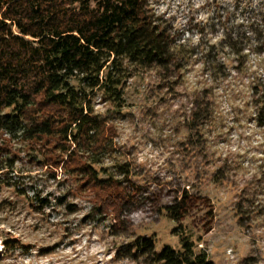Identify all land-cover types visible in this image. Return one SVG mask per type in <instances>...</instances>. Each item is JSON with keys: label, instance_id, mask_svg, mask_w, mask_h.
Masks as SVG:
<instances>
[{"label": "rangeland", "instance_id": "obj_1", "mask_svg": "<svg viewBox=\"0 0 264 264\" xmlns=\"http://www.w3.org/2000/svg\"><path fill=\"white\" fill-rule=\"evenodd\" d=\"M252 1L253 8L262 5V0ZM148 4L177 43L185 50L195 49L183 66L184 81L177 86L173 77L162 84L164 73L155 68L135 71L126 82L124 106L113 119L116 150L104 160L117 177L121 175L114 166L126 164L128 184L137 187L133 204L123 214L124 229L111 227L110 216L89 215L91 202L68 194L66 183L58 179L60 173L53 178L44 167L16 162L10 176L29 194L34 190L52 200L63 197L78 209L69 211L54 199L51 206L35 211L26 197L2 186L0 264H145L141 258L122 256L121 248L139 235L151 234L157 249L164 244L179 248L178 233L189 237L195 250H203L213 264H264L262 205L250 210L239 207L241 212L236 208L238 201L244 206L254 201L256 206L264 199V125L248 103L250 84L262 83L264 75L262 35L250 36L249 43L247 39L241 57L222 52V71L205 69L208 62L202 50L216 40L221 31L216 16L230 0H148ZM196 83H212L219 103L215 119L205 128L204 146L189 145L185 121ZM94 102L95 109L105 114L107 105L97 96ZM219 164L227 166L226 176L215 181ZM183 188L196 194L199 204L176 223L160 208ZM201 193L205 199H199ZM6 240L14 247L4 248Z\"/></svg>", "mask_w": 264, "mask_h": 264}, {"label": "trees", "instance_id": "obj_2", "mask_svg": "<svg viewBox=\"0 0 264 264\" xmlns=\"http://www.w3.org/2000/svg\"><path fill=\"white\" fill-rule=\"evenodd\" d=\"M252 2L230 0L219 11L216 24L221 31L202 50L205 69L222 71L224 51L243 56L250 36L262 35L264 54V0L257 8ZM194 49L176 42L148 0H0V188H13L35 211L51 206L54 199L69 211L78 209L63 197L52 200L34 190L29 194L12 180L15 163L29 162L53 178L60 173L68 194L91 202L89 215L110 216L111 227L124 229L123 214L133 204L137 187L128 184L126 164L114 166L121 175L117 177L104 160L116 150L113 119L124 106L126 82L135 71L155 68L164 73L162 84L173 77L177 86L184 81L182 69ZM250 91L248 103L264 125V75L262 83L250 84ZM215 92L212 83L191 90L185 112L190 146H204L205 128L218 112ZM95 96L107 105L105 114L95 109ZM215 168V181L224 179L227 166ZM204 197L201 193L199 199ZM198 201L183 188L160 209L181 223ZM260 205L264 211V199L256 206L254 201L247 206L238 201L236 208L241 212L239 207ZM177 235L179 248L164 244L157 249L151 234L133 238L120 252L145 264H213L189 237ZM3 247L14 243L6 240Z\"/></svg>", "mask_w": 264, "mask_h": 264}, {"label": "clouds", "instance_id": "obj_3", "mask_svg": "<svg viewBox=\"0 0 264 264\" xmlns=\"http://www.w3.org/2000/svg\"><path fill=\"white\" fill-rule=\"evenodd\" d=\"M201 2H202V0H201Z\"/></svg>", "mask_w": 264, "mask_h": 264}]
</instances>
